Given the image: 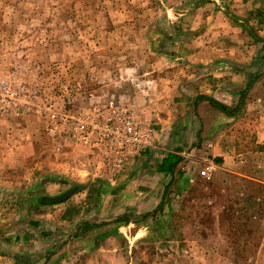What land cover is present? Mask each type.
<instances>
[{"label":"rangeland","instance_id":"obj_1","mask_svg":"<svg viewBox=\"0 0 264 264\" xmlns=\"http://www.w3.org/2000/svg\"><path fill=\"white\" fill-rule=\"evenodd\" d=\"M228 65L255 80L223 121L226 191L177 178L141 220L157 199L131 170L181 131L162 127L181 88ZM70 189L100 227L79 241L49 205L44 264H264V0H0V250Z\"/></svg>","mask_w":264,"mask_h":264},{"label":"crops","instance_id":"obj_2","mask_svg":"<svg viewBox=\"0 0 264 264\" xmlns=\"http://www.w3.org/2000/svg\"><path fill=\"white\" fill-rule=\"evenodd\" d=\"M234 24L236 27H240L236 22ZM252 37L256 38L254 35ZM215 58H221V56ZM244 64H247L244 66H248V63ZM222 68L223 66L220 65V69ZM216 70L217 67H214V74H204L202 77L199 76L196 80L190 81L181 88V92L173 97L174 114L163 120L162 127L167 126L169 128L174 120L178 119L182 123L181 131L177 132L178 134H175V137L169 139L167 147H158L155 150L144 153L138 160L142 164L140 169L138 167L132 169L133 171L131 170L130 174L134 173L133 175L138 177L136 183L139 185H137L136 190H140V193L137 194L145 196L150 194L152 196L150 199H153L155 195L157 204L153 206V209H156L161 203L165 186L168 187V195L177 178H183L184 183L187 185L186 187L196 184L198 188H190L194 191L205 186L210 190V195L214 196V200L215 197H219V192L226 191V176H228V172H232V158L229 155V146H223L222 143L226 133L225 129L228 130L225 128L227 126H224L223 121L232 119L237 111L240 112L241 109L247 108L249 104L248 97L255 76L248 80V67H244V70L242 69L240 73H236V71L232 73L234 70L229 65L226 66L225 70L232 72L227 71L224 74L225 72L216 73ZM227 73L231 74V78H228L230 75ZM244 75L246 76L245 79L242 77ZM197 96L212 98L226 106L229 111L235 110V112L231 115H226L218 111L206 99L196 101ZM197 136L202 140L200 147L198 146L200 138H197ZM207 144L211 145V149L206 146ZM168 154L178 156L181 161L172 170V173L163 174L158 171V164ZM198 154L210 156L204 159L203 157L198 158ZM144 165L145 167L142 168ZM211 165L213 170L210 173V177L208 179L200 177L199 171ZM135 169H139L138 173H135ZM160 181L162 182L160 183ZM84 194L83 192L78 193V195H75L76 197H72L62 203L46 204L41 211L32 209L31 211L39 210L36 213L41 214L38 215V218L30 219L11 235L10 240L12 239V241L6 243L4 251L0 250V264H44L42 262H45L56 253L54 250L47 252L46 249L47 237L45 236L50 234L47 230L50 225L43 223L42 219H47L46 215L42 213L48 210L49 205V208L60 211L61 223L74 224L70 233L72 235L77 234L76 239L82 241L83 236L93 229V227L84 226L86 223L90 226L92 225L90 223L91 220H87L88 210L91 205L86 204L83 199ZM94 195L98 194L95 193ZM231 196L228 197L231 199L233 198ZM133 215H137V213L129 214L131 220L139 223L132 218ZM142 217L143 215L140 216L141 220ZM57 233L63 234L64 232L57 231ZM9 248L20 252V255H16V253L14 255L12 252L6 251ZM55 248L57 249L58 247ZM36 255H38L39 262H36Z\"/></svg>","mask_w":264,"mask_h":264},{"label":"trees","instance_id":"obj_3","mask_svg":"<svg viewBox=\"0 0 264 264\" xmlns=\"http://www.w3.org/2000/svg\"><path fill=\"white\" fill-rule=\"evenodd\" d=\"M208 100L218 111L226 114V115H231L235 112V110H228L226 108V106L222 105L221 103L217 102L216 100L212 99V98H207V97H204V96H197L196 97V101H199V100ZM181 161V158H179L178 156L176 155H173V154H168L164 157V159L161 161L160 164H158V171L163 173V174H168V173H172V170L180 163ZM167 190H168V187L165 186L164 188V196L162 198V201L161 203L158 205V207L156 208V210L153 212V213H147L145 215H143L142 217V220H147L149 218H152V219H157L160 217V215L162 214V207H163V204L165 203V198L167 196ZM43 205H46V204H43ZM161 221V220H160ZM129 223H135V221H132L131 218L128 216V215H122L120 217H117L115 219H113L110 223H108L107 225H116V226H119V225H127ZM85 227H100L97 226L96 224L95 225H88L87 223L84 225ZM159 229L160 230H163V224H162V221L159 222Z\"/></svg>","mask_w":264,"mask_h":264},{"label":"water","instance_id":"obj_4","mask_svg":"<svg viewBox=\"0 0 264 264\" xmlns=\"http://www.w3.org/2000/svg\"><path fill=\"white\" fill-rule=\"evenodd\" d=\"M78 190L77 189H70L63 193L62 195L58 197L53 198H41L40 203L41 204H58L67 201L71 196H73Z\"/></svg>","mask_w":264,"mask_h":264},{"label":"built area","instance_id":"obj_5","mask_svg":"<svg viewBox=\"0 0 264 264\" xmlns=\"http://www.w3.org/2000/svg\"><path fill=\"white\" fill-rule=\"evenodd\" d=\"M212 170H213V166L211 165L208 168L201 169L199 171V175H200V177L208 179L210 177V173Z\"/></svg>","mask_w":264,"mask_h":264}]
</instances>
